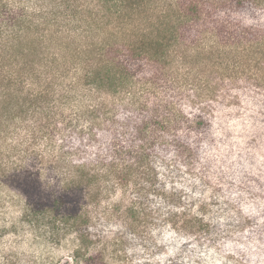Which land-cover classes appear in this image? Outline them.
<instances>
[{
  "label": "trees",
  "instance_id": "obj_1",
  "mask_svg": "<svg viewBox=\"0 0 264 264\" xmlns=\"http://www.w3.org/2000/svg\"><path fill=\"white\" fill-rule=\"evenodd\" d=\"M258 8L264 0H0V185L22 198V219L73 233L75 264H126L122 233L94 226L147 234L152 195L176 231H201L155 161L191 171L209 102L232 83L264 88V24L241 17Z\"/></svg>",
  "mask_w": 264,
  "mask_h": 264
},
{
  "label": "rangeland",
  "instance_id": "obj_2",
  "mask_svg": "<svg viewBox=\"0 0 264 264\" xmlns=\"http://www.w3.org/2000/svg\"><path fill=\"white\" fill-rule=\"evenodd\" d=\"M262 9L241 17L264 24ZM204 115L202 134L189 140L197 142L191 171L174 162L155 164L159 184L178 191L180 210L201 217L205 226L188 237L179 233L164 220L171 209L158 195L147 201L152 222L145 235L97 221L94 232L122 233L117 251L126 264H264V88L232 83ZM21 209L19 194L0 185V264H75V235L32 226Z\"/></svg>",
  "mask_w": 264,
  "mask_h": 264
}]
</instances>
